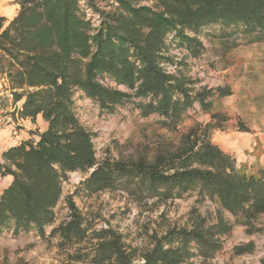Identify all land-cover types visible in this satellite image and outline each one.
I'll return each instance as SVG.
<instances>
[{"label":"trees","instance_id":"obj_1","mask_svg":"<svg viewBox=\"0 0 264 264\" xmlns=\"http://www.w3.org/2000/svg\"><path fill=\"white\" fill-rule=\"evenodd\" d=\"M15 2L19 10L12 19L0 10V77L7 92L0 99V124L42 115L48 125L33 131L37 138L2 152L0 176L12 180L0 194V233L57 237L69 260L87 264H210L234 227L223 211L247 227L264 215V165L248 170L213 141L216 130L227 129L212 111L213 100L231 90L196 88L184 73L165 68L183 64L171 55L174 48L200 57L203 35L225 50L263 43L264 0ZM78 92L108 113L134 104L180 135L129 159L99 160L93 133L76 112ZM197 104L211 120L181 131ZM76 171L88 174L82 181L88 194L122 189L136 200L168 202L196 192L216 202L219 213L214 221L194 215L190 225L154 236L147 249L128 248L113 227L89 223L72 197L66 198L67 218L55 224L64 182ZM252 250V243L236 247L238 254ZM194 257L198 263L190 262Z\"/></svg>","mask_w":264,"mask_h":264},{"label":"rangeland","instance_id":"obj_2","mask_svg":"<svg viewBox=\"0 0 264 264\" xmlns=\"http://www.w3.org/2000/svg\"><path fill=\"white\" fill-rule=\"evenodd\" d=\"M0 10L10 20L17 14L19 5L15 0H0ZM201 39L205 50L200 57H184L185 51L174 48L171 55L183 64L168 66L172 67L171 72H181L191 78L196 88L221 86L231 90L230 95L213 100L212 111L224 119L227 127L225 131L216 130L213 141L219 146L225 139L230 143V149H235L236 153L232 154L238 163L248 170H256V165H264V42H240L236 48L225 50L207 36L203 35ZM6 93L0 89V99ZM75 100L81 123L93 133L99 160L106 157L129 159L144 147L154 149L158 142L177 141L180 135L163 128L158 116H143L131 103L108 113L82 92L76 93ZM211 118V114L197 104L195 110L189 111L180 130L184 131L194 123H207ZM42 121L41 126L36 123V129L44 128ZM14 122L12 137H17L25 126L21 125L22 121ZM3 143L0 142V152ZM87 176L79 171L70 173L64 182L63 199L56 208L55 224L67 218L66 198L72 197L89 223L97 229L113 227L123 235L128 248L147 249L154 236L162 235L174 226L190 225L194 215L214 221L219 213L216 202L196 192L168 202L151 198L136 200L122 189L88 194L82 186ZM3 186L4 181H0V191ZM223 216L234 227L223 237L224 247L210 264H264V215L253 222V227L237 223L236 216L228 211H223ZM50 230L48 227L47 234ZM57 243V237L40 238L34 231L18 235L11 230L5 231L0 233V264H87L69 260L67 254L58 249ZM249 243L253 244L252 251L236 252L237 246ZM190 262L198 263L199 258L194 257Z\"/></svg>","mask_w":264,"mask_h":264},{"label":"crops","instance_id":"obj_3","mask_svg":"<svg viewBox=\"0 0 264 264\" xmlns=\"http://www.w3.org/2000/svg\"><path fill=\"white\" fill-rule=\"evenodd\" d=\"M6 86V81L4 78L0 77V89H3ZM18 106H21V103L18 104ZM43 120V121H42ZM23 122L18 123L21 124L22 126H25V130L21 131V134L17 137H12V128L14 125V121H10L7 120L4 124H0V142L4 141L3 143V148L0 152V162L2 161V152L7 150L8 148H10L11 146H14L16 144H18L20 141L22 140H26L28 138L34 137L37 138V135L32 134L33 131H40L43 132L46 128H47V122L43 119L42 115H38L35 121H32L31 119H20L18 120V122ZM42 121V125L44 122V128H37V124L40 125ZM37 123V124H36ZM41 126V125H40ZM223 143L219 144L220 148H222L223 150L227 151V152H231V153H236L235 149H230L232 147H230V143H228L227 141H225V139L222 140ZM6 143H8V147H6ZM12 180V177L10 175H6V176H0V181H4V186L2 188V191L10 184ZM0 191V194L1 192Z\"/></svg>","mask_w":264,"mask_h":264},{"label":"built area","instance_id":"obj_4","mask_svg":"<svg viewBox=\"0 0 264 264\" xmlns=\"http://www.w3.org/2000/svg\"><path fill=\"white\" fill-rule=\"evenodd\" d=\"M165 68H166L169 72H171V70H172V67H171V66H168V65H165Z\"/></svg>","mask_w":264,"mask_h":264}]
</instances>
